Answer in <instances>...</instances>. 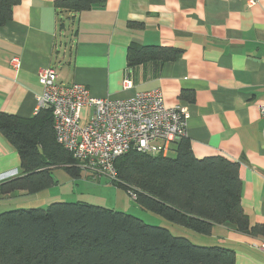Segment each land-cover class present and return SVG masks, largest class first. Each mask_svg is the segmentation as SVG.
Listing matches in <instances>:
<instances>
[{"label":"crops","instance_id":"0c3cea01","mask_svg":"<svg viewBox=\"0 0 264 264\" xmlns=\"http://www.w3.org/2000/svg\"><path fill=\"white\" fill-rule=\"evenodd\" d=\"M55 1L20 0L0 26V113L33 117L42 93L37 74L45 68L58 84L83 85L98 99L159 90L165 107L186 109L196 159L238 164L242 211L251 227H264V0H105L79 14L56 10ZM130 46L180 53L159 66L129 69ZM20 168L17 150L0 133V183L20 176ZM16 196L28 194L8 192L0 204ZM195 234L196 245L232 250L235 264H264V229L250 235L226 223L208 236Z\"/></svg>","mask_w":264,"mask_h":264},{"label":"trees","instance_id":"16d2710c","mask_svg":"<svg viewBox=\"0 0 264 264\" xmlns=\"http://www.w3.org/2000/svg\"><path fill=\"white\" fill-rule=\"evenodd\" d=\"M19 1L0 0V26ZM104 3L56 0L54 8L79 14ZM179 53L158 46H130L126 63L129 69L146 63L159 66L174 61ZM0 133L21 161V175L0 183V197L49 189L56 185L55 168L79 178L76 161L55 141L51 110L43 109L29 119L0 113ZM171 151L173 157L127 152L115 160V180L110 183L133 192L134 204L141 210L197 234L208 236L214 225L226 223L244 234L263 231V226L251 227L242 211L237 163L222 157L196 159L187 139L172 144ZM0 264H235V257L230 249L196 245L133 215L72 202L0 213Z\"/></svg>","mask_w":264,"mask_h":264},{"label":"built area","instance_id":"2783aa9c","mask_svg":"<svg viewBox=\"0 0 264 264\" xmlns=\"http://www.w3.org/2000/svg\"><path fill=\"white\" fill-rule=\"evenodd\" d=\"M10 65L18 69L19 60L12 59ZM37 77L42 93L36 96L34 115L51 110L57 145L72 156L88 178L105 176L114 181V162L120 156L135 151L165 157L172 144L186 139V109L165 107L159 90L124 100L98 99L83 85L58 84L53 69H41ZM124 86L130 87V81L125 80ZM83 110L89 114L83 115ZM260 114L264 117V107ZM127 194L134 201V193ZM260 249L264 251V243Z\"/></svg>","mask_w":264,"mask_h":264},{"label":"rangeland","instance_id":"374dc122","mask_svg":"<svg viewBox=\"0 0 264 264\" xmlns=\"http://www.w3.org/2000/svg\"><path fill=\"white\" fill-rule=\"evenodd\" d=\"M168 156L173 157V152H169ZM52 176L56 181V185L49 188L48 192L40 195L29 194L26 197L16 196L11 200H3L0 204V213L10 210L45 209L52 203L84 202L89 205L101 206L133 215L145 224L168 229L174 236H181L190 240V235H196L187 228L169 223L141 210L123 189L114 187L105 176L91 179L87 177L88 175L84 171L80 170L79 178H72L63 168L53 169ZM146 214L153 217L154 220L146 217Z\"/></svg>","mask_w":264,"mask_h":264}]
</instances>
